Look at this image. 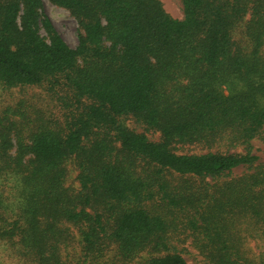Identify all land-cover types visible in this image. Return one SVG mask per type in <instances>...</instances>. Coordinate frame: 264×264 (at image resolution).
<instances>
[{"label":"trees","instance_id":"trees-1","mask_svg":"<svg viewBox=\"0 0 264 264\" xmlns=\"http://www.w3.org/2000/svg\"><path fill=\"white\" fill-rule=\"evenodd\" d=\"M47 1L75 18L74 48L43 0H0V86L59 112L0 109V243L18 264H187L190 238L206 264H264V0H180L182 19L159 0Z\"/></svg>","mask_w":264,"mask_h":264},{"label":"rangeland","instance_id":"rangeland-1","mask_svg":"<svg viewBox=\"0 0 264 264\" xmlns=\"http://www.w3.org/2000/svg\"><path fill=\"white\" fill-rule=\"evenodd\" d=\"M164 11L174 19L183 18L182 4L180 0H159ZM42 13L51 22L54 29L61 36L64 42L74 48L77 45L78 36V25L75 18L66 9L57 7L51 4L47 0H43ZM40 34L44 36V32L40 30ZM23 99L30 100L35 104L36 109L43 112L45 115L55 113L59 115L57 109V103L50 97V94L43 88H26V89H4L0 86V109L4 106L16 104L18 100ZM61 120V119H60ZM126 126L130 129L135 130L138 133H144L152 141L158 140V135L156 133L145 131L143 127L136 124L131 118H126L124 120ZM252 154L257 156L258 162H264V145L258 140H253ZM220 150H225L221 148ZM241 148H233L228 152H241ZM178 152L183 153H205L196 147H186L179 148ZM67 185L76 188L78 183L76 181L77 170L69 163ZM245 172L244 168H237L233 170L232 175L237 176ZM254 243L251 242L253 247ZM178 250L181 252L184 260L187 264H206L204 259L200 256L198 251L191 244V239L186 238L184 241L180 242L177 246ZM78 252L75 248H70L68 255L73 256ZM0 264H18L12 253L7 250V246L0 243Z\"/></svg>","mask_w":264,"mask_h":264}]
</instances>
